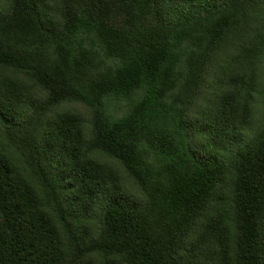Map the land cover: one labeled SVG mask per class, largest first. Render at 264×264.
Listing matches in <instances>:
<instances>
[{
	"label": "trees",
	"instance_id": "obj_1",
	"mask_svg": "<svg viewBox=\"0 0 264 264\" xmlns=\"http://www.w3.org/2000/svg\"><path fill=\"white\" fill-rule=\"evenodd\" d=\"M0 264H264V0H0Z\"/></svg>",
	"mask_w": 264,
	"mask_h": 264
},
{
	"label": "rangeland",
	"instance_id": "obj_2",
	"mask_svg": "<svg viewBox=\"0 0 264 264\" xmlns=\"http://www.w3.org/2000/svg\"><path fill=\"white\" fill-rule=\"evenodd\" d=\"M63 108H79L81 111H83V107L80 105H65Z\"/></svg>",
	"mask_w": 264,
	"mask_h": 264
}]
</instances>
